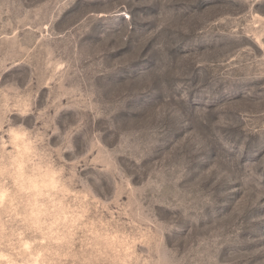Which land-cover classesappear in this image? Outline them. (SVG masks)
Returning a JSON list of instances; mask_svg holds the SVG:
<instances>
[{
  "label": "rangeland",
  "instance_id": "obj_1",
  "mask_svg": "<svg viewBox=\"0 0 264 264\" xmlns=\"http://www.w3.org/2000/svg\"><path fill=\"white\" fill-rule=\"evenodd\" d=\"M10 95L52 179L0 132V264H264V0H0Z\"/></svg>",
  "mask_w": 264,
  "mask_h": 264
},
{
  "label": "clouds",
  "instance_id": "obj_2",
  "mask_svg": "<svg viewBox=\"0 0 264 264\" xmlns=\"http://www.w3.org/2000/svg\"><path fill=\"white\" fill-rule=\"evenodd\" d=\"M24 100L23 107L18 104ZM6 105L9 117L15 113L21 118V122L0 119V132H3L9 149L7 160L4 161V170L13 175L18 181H23L24 191L39 190L48 187L52 179L51 156L46 150L45 138L27 127L22 121L31 114L30 98L14 97L10 95L5 101L0 102V109ZM15 149V151H12ZM59 170L56 175H59Z\"/></svg>",
  "mask_w": 264,
  "mask_h": 264
}]
</instances>
